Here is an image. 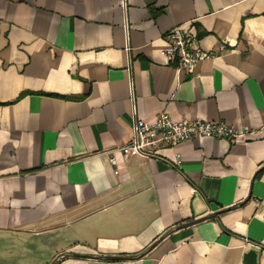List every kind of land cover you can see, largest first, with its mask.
Segmentation results:
<instances>
[{"label": "crops", "instance_id": "obj_1", "mask_svg": "<svg viewBox=\"0 0 264 264\" xmlns=\"http://www.w3.org/2000/svg\"><path fill=\"white\" fill-rule=\"evenodd\" d=\"M163 111L245 135L113 165ZM0 264H264V0H0Z\"/></svg>", "mask_w": 264, "mask_h": 264}, {"label": "built area", "instance_id": "obj_2", "mask_svg": "<svg viewBox=\"0 0 264 264\" xmlns=\"http://www.w3.org/2000/svg\"><path fill=\"white\" fill-rule=\"evenodd\" d=\"M167 36L170 41V46L166 50L167 57L179 69L194 71L199 61L221 55V52L227 49L224 41L220 45V51H205L199 45L197 34L180 25H174ZM132 131L130 142L109 152L114 154L116 151H123L158 156V147L175 148L197 136L222 137L236 141L245 135V132L223 120L198 118L192 121H175L166 111L159 113L154 122L136 117L133 120ZM177 156L180 157L181 154L178 152ZM110 161L113 165L118 164L115 154L110 157Z\"/></svg>", "mask_w": 264, "mask_h": 264}]
</instances>
